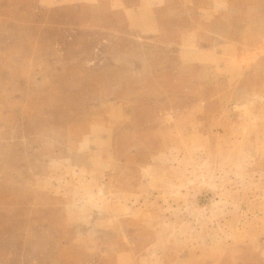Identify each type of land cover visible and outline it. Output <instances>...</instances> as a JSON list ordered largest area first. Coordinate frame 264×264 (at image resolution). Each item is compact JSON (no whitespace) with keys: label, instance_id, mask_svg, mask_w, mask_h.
<instances>
[{"label":"rangeland","instance_id":"374dc122","mask_svg":"<svg viewBox=\"0 0 264 264\" xmlns=\"http://www.w3.org/2000/svg\"><path fill=\"white\" fill-rule=\"evenodd\" d=\"M65 1L0 0V264H264V0Z\"/></svg>","mask_w":264,"mask_h":264},{"label":"crops","instance_id":"0c3cea01","mask_svg":"<svg viewBox=\"0 0 264 264\" xmlns=\"http://www.w3.org/2000/svg\"><path fill=\"white\" fill-rule=\"evenodd\" d=\"M46 1V5L54 6L56 0ZM69 1L66 0L64 3L67 4ZM121 3L122 1H120ZM122 6L130 27L140 32L143 36L155 35L160 31L158 20L152 15L150 0H140V4L136 8L126 7L124 4Z\"/></svg>","mask_w":264,"mask_h":264}]
</instances>
